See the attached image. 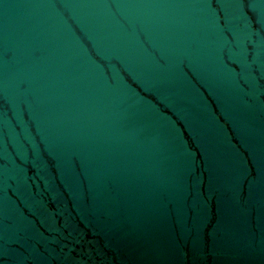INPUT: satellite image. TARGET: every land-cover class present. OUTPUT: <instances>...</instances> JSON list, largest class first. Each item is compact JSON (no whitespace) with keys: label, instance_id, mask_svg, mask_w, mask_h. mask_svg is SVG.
<instances>
[{"label":"water","instance_id":"95a60500","mask_svg":"<svg viewBox=\"0 0 264 264\" xmlns=\"http://www.w3.org/2000/svg\"><path fill=\"white\" fill-rule=\"evenodd\" d=\"M0 264H264V0H0Z\"/></svg>","mask_w":264,"mask_h":264}]
</instances>
